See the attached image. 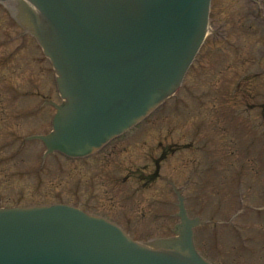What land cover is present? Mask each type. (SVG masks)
<instances>
[{"label":"rangeland","instance_id":"1","mask_svg":"<svg viewBox=\"0 0 264 264\" xmlns=\"http://www.w3.org/2000/svg\"><path fill=\"white\" fill-rule=\"evenodd\" d=\"M41 57L0 4V201L80 203L146 240L177 221L176 188L190 217L209 220L195 228L203 254L215 264H264V0H214L183 89L83 160L43 159L44 147L24 140L49 128L43 98L58 101Z\"/></svg>","mask_w":264,"mask_h":264},{"label":"water","instance_id":"2","mask_svg":"<svg viewBox=\"0 0 264 264\" xmlns=\"http://www.w3.org/2000/svg\"><path fill=\"white\" fill-rule=\"evenodd\" d=\"M31 1L59 32L51 36V56L71 104L51 144L69 154L97 148L176 86L202 39L209 2ZM181 213L184 240L156 244L178 255L150 251L116 226L65 206L2 213L0 264H210L190 246V221Z\"/></svg>","mask_w":264,"mask_h":264}]
</instances>
